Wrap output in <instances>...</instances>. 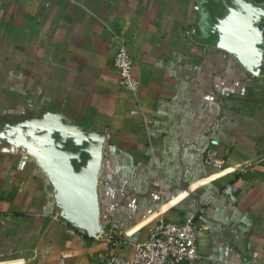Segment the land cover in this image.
Instances as JSON below:
<instances>
[{"label":"crops","instance_id":"1","mask_svg":"<svg viewBox=\"0 0 264 264\" xmlns=\"http://www.w3.org/2000/svg\"><path fill=\"white\" fill-rule=\"evenodd\" d=\"M228 6L255 14L257 75L215 45ZM123 43L136 93L113 67ZM76 131L105 137L99 222L118 253L194 217L197 264H264V0H0V264H108L62 219L53 164Z\"/></svg>","mask_w":264,"mask_h":264},{"label":"water","instance_id":"2","mask_svg":"<svg viewBox=\"0 0 264 264\" xmlns=\"http://www.w3.org/2000/svg\"><path fill=\"white\" fill-rule=\"evenodd\" d=\"M254 21L253 12L241 13L228 6L223 16L217 19L218 39L215 45L234 54L246 70L257 75L259 71L255 68L252 38ZM69 141L68 145L66 141L62 142L66 160L61 167L53 164L54 183L66 208L62 219L95 238L102 229L99 222L98 172L105 137L76 131Z\"/></svg>","mask_w":264,"mask_h":264},{"label":"built area","instance_id":"3","mask_svg":"<svg viewBox=\"0 0 264 264\" xmlns=\"http://www.w3.org/2000/svg\"><path fill=\"white\" fill-rule=\"evenodd\" d=\"M113 67L118 72L120 86L136 93L140 81L133 75L134 59L127 51L125 43L115 52ZM142 115L140 108L129 109L128 119H136ZM220 142L212 138L205 150L204 163L207 166L222 170L225 160L219 154ZM200 224L194 217H186L181 221L161 219L153 228L151 235L144 241L133 243L134 254L127 258L116 251L121 244L119 226L112 223L94 238L108 243L102 258L108 264H197L201 259L198 247Z\"/></svg>","mask_w":264,"mask_h":264}]
</instances>
